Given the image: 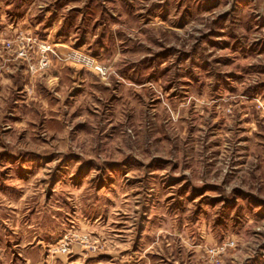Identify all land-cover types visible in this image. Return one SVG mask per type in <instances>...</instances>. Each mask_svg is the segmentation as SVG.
Returning a JSON list of instances; mask_svg holds the SVG:
<instances>
[{
	"label": "rangeland",
	"instance_id": "obj_1",
	"mask_svg": "<svg viewBox=\"0 0 264 264\" xmlns=\"http://www.w3.org/2000/svg\"><path fill=\"white\" fill-rule=\"evenodd\" d=\"M0 264H264V0H0Z\"/></svg>",
	"mask_w": 264,
	"mask_h": 264
},
{
	"label": "built area",
	"instance_id": "obj_2",
	"mask_svg": "<svg viewBox=\"0 0 264 264\" xmlns=\"http://www.w3.org/2000/svg\"><path fill=\"white\" fill-rule=\"evenodd\" d=\"M22 41H23L22 38H18V39H17V43H18L19 45H22ZM12 47H13V46H12L11 42H6V48H7L8 50H11ZM17 49H18L17 57H20V58L26 57V52H25L24 48H23V49H21V48H17ZM47 51H49V49L46 48L45 51H43V52L45 53V52H47ZM43 52H41V53H43Z\"/></svg>",
	"mask_w": 264,
	"mask_h": 264
},
{
	"label": "bare ground",
	"instance_id": "obj_3",
	"mask_svg": "<svg viewBox=\"0 0 264 264\" xmlns=\"http://www.w3.org/2000/svg\"><path fill=\"white\" fill-rule=\"evenodd\" d=\"M45 50V49H44ZM73 58L74 59H78V60H82L83 59V61L87 64V65H89V66H93V64H92V61L90 60V59H87V57H84V56H82V55H80V54H73Z\"/></svg>",
	"mask_w": 264,
	"mask_h": 264
}]
</instances>
